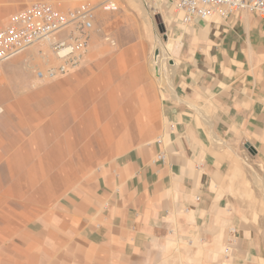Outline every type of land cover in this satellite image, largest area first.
<instances>
[{"label": "crops", "instance_id": "crops-1", "mask_svg": "<svg viewBox=\"0 0 264 264\" xmlns=\"http://www.w3.org/2000/svg\"><path fill=\"white\" fill-rule=\"evenodd\" d=\"M28 1L0 0V30ZM173 16L181 45H169L167 72L153 77L151 45L88 49L84 100L71 86L53 91L37 115L30 101L0 128V193L78 178L11 232L9 264H264L253 182L264 179V22L248 10ZM86 102L87 118L59 139L60 114Z\"/></svg>", "mask_w": 264, "mask_h": 264}, {"label": "rangeland", "instance_id": "rangeland-1", "mask_svg": "<svg viewBox=\"0 0 264 264\" xmlns=\"http://www.w3.org/2000/svg\"><path fill=\"white\" fill-rule=\"evenodd\" d=\"M32 1L25 2L23 6ZM77 1L68 0V3L75 5ZM98 1L94 0V2ZM115 1L117 2L115 9H98L97 28L89 45V50L104 47L101 51L104 54L125 45H151L148 57L152 61V67L155 50L157 48L160 50L158 67L161 70L159 73L157 72L158 74L153 72V77L160 76L164 70L167 72L170 66L168 57L174 53L171 51L174 48L169 45H181V40L178 39V30L181 25L174 21V10L164 5L153 7L149 0ZM160 26L162 30H160ZM21 55L23 58L15 61L8 68L3 65L4 63L0 65V128L12 129L15 116H17L16 113L26 112L25 107L30 101L33 109L30 107L31 111L28 115H37L35 113L38 111L37 108L41 109L40 106L37 107V100H40L42 96L48 97L53 91L60 93L72 87L79 92L80 97L84 100L87 90L84 87L87 80V52L78 68L66 75L43 80L37 79L35 76V70L45 61L40 59L37 50L26 51ZM29 77L32 79L31 81L28 79ZM31 95L32 98L35 96L34 99L30 97L28 99V96ZM91 108H94L93 104L89 103L87 106L86 102L80 109H76L74 117L67 112L60 114L62 130L59 139L65 137L68 126L78 124L84 117L87 118V111L90 112ZM51 113L44 115L45 117L41 121L35 120L30 124L32 126L34 124L41 125L45 121H49L52 116ZM82 127V125H77V129L74 130L76 137L80 136L78 132L81 131ZM26 128L23 127L20 130L25 138H29L31 132L30 129L27 128V130ZM80 145L76 146L77 152L81 149L79 148ZM78 155L79 152L77 157H79ZM64 158L67 159L68 156H64ZM86 165L87 163L83 160L76 162L74 167H66V172L78 169V166L85 168ZM248 168L252 169V172L255 171L253 165H248ZM76 181H78L76 177H61L57 185L53 184L51 193H37L35 192L36 187L27 188L29 192L26 193H0V264H9L6 256L14 253L9 241L11 232L18 229L23 221L35 216L45 205ZM253 182L256 188L264 191L263 178L253 177ZM13 190L20 189L13 187ZM262 197L264 201L263 194H261Z\"/></svg>", "mask_w": 264, "mask_h": 264}, {"label": "built area", "instance_id": "built-area-1", "mask_svg": "<svg viewBox=\"0 0 264 264\" xmlns=\"http://www.w3.org/2000/svg\"><path fill=\"white\" fill-rule=\"evenodd\" d=\"M181 14L183 23L214 16L226 18L230 12L248 10L264 22V0H149ZM115 0H78L65 6L62 0H34L23 7L0 30V65L37 50L44 63L35 70L37 79H53L78 68L97 28L98 9L112 10ZM157 158L163 159L159 153ZM228 249H225L227 252Z\"/></svg>", "mask_w": 264, "mask_h": 264}, {"label": "water", "instance_id": "water-1", "mask_svg": "<svg viewBox=\"0 0 264 264\" xmlns=\"http://www.w3.org/2000/svg\"><path fill=\"white\" fill-rule=\"evenodd\" d=\"M160 30H162V27L160 26ZM159 48H157L155 50V53H154V65H155V68H158V60H159Z\"/></svg>", "mask_w": 264, "mask_h": 264}, {"label": "bare ground", "instance_id": "bare-ground-1", "mask_svg": "<svg viewBox=\"0 0 264 264\" xmlns=\"http://www.w3.org/2000/svg\"><path fill=\"white\" fill-rule=\"evenodd\" d=\"M154 6H155V5H154ZM154 6H153V7H154Z\"/></svg>", "mask_w": 264, "mask_h": 264}]
</instances>
